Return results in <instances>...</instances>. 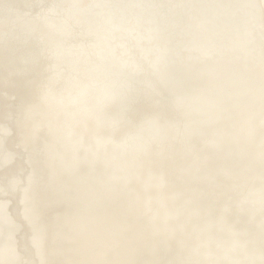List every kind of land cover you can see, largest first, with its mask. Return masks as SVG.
Returning a JSON list of instances; mask_svg holds the SVG:
<instances>
[{"label":"bare ground","instance_id":"1","mask_svg":"<svg viewBox=\"0 0 264 264\" xmlns=\"http://www.w3.org/2000/svg\"><path fill=\"white\" fill-rule=\"evenodd\" d=\"M0 264H264V0H0Z\"/></svg>","mask_w":264,"mask_h":264}]
</instances>
